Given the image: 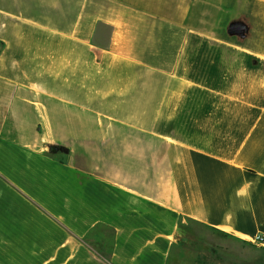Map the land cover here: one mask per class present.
<instances>
[{
    "label": "crops",
    "instance_id": "obj_1",
    "mask_svg": "<svg viewBox=\"0 0 264 264\" xmlns=\"http://www.w3.org/2000/svg\"><path fill=\"white\" fill-rule=\"evenodd\" d=\"M187 222L264 249V0H0V264H168Z\"/></svg>",
    "mask_w": 264,
    "mask_h": 264
},
{
    "label": "rangeland",
    "instance_id": "obj_2",
    "mask_svg": "<svg viewBox=\"0 0 264 264\" xmlns=\"http://www.w3.org/2000/svg\"><path fill=\"white\" fill-rule=\"evenodd\" d=\"M186 226L178 236L168 264H225V259L233 257L231 250L237 253L234 257L245 260L244 264H264V249L192 222Z\"/></svg>",
    "mask_w": 264,
    "mask_h": 264
},
{
    "label": "water",
    "instance_id": "obj_3",
    "mask_svg": "<svg viewBox=\"0 0 264 264\" xmlns=\"http://www.w3.org/2000/svg\"><path fill=\"white\" fill-rule=\"evenodd\" d=\"M232 31H233V32H237V31H239V29H238V27L233 26V27H232ZM51 150H53L54 152H55V151H58V150H59V147H57V146H52V147H51Z\"/></svg>",
    "mask_w": 264,
    "mask_h": 264
},
{
    "label": "built area",
    "instance_id": "obj_4",
    "mask_svg": "<svg viewBox=\"0 0 264 264\" xmlns=\"http://www.w3.org/2000/svg\"><path fill=\"white\" fill-rule=\"evenodd\" d=\"M260 242L263 243V242H264V238H261V239H260Z\"/></svg>",
    "mask_w": 264,
    "mask_h": 264
}]
</instances>
